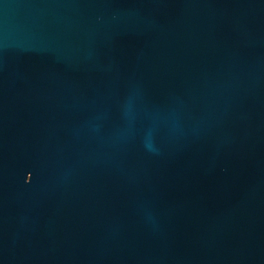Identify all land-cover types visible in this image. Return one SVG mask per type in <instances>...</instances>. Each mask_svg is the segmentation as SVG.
Masks as SVG:
<instances>
[{
  "label": "water",
  "instance_id": "1",
  "mask_svg": "<svg viewBox=\"0 0 264 264\" xmlns=\"http://www.w3.org/2000/svg\"><path fill=\"white\" fill-rule=\"evenodd\" d=\"M0 264H264V0H0Z\"/></svg>",
  "mask_w": 264,
  "mask_h": 264
}]
</instances>
